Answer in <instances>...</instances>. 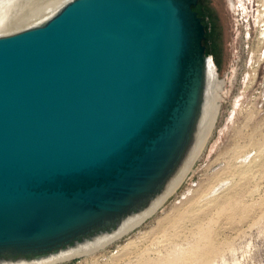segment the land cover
Wrapping results in <instances>:
<instances>
[{"label":"water","instance_id":"1","mask_svg":"<svg viewBox=\"0 0 264 264\" xmlns=\"http://www.w3.org/2000/svg\"><path fill=\"white\" fill-rule=\"evenodd\" d=\"M198 0H68L0 35V261L149 206L199 140L212 58Z\"/></svg>","mask_w":264,"mask_h":264},{"label":"rangeland","instance_id":"2","mask_svg":"<svg viewBox=\"0 0 264 264\" xmlns=\"http://www.w3.org/2000/svg\"><path fill=\"white\" fill-rule=\"evenodd\" d=\"M206 2L203 44L224 82L184 181L134 231L55 264H264V0Z\"/></svg>","mask_w":264,"mask_h":264},{"label":"bare ground","instance_id":"3","mask_svg":"<svg viewBox=\"0 0 264 264\" xmlns=\"http://www.w3.org/2000/svg\"><path fill=\"white\" fill-rule=\"evenodd\" d=\"M66 1L68 0H0V35L29 27L31 26L30 24L32 22H39L38 20H42L46 16L53 14ZM208 64L207 104H205L199 138L202 137V134L204 133L203 131L208 127L210 121L214 118V115L217 112L219 96L217 95L218 92L216 93V91L224 82V80H221L219 77L220 75L216 65L217 63H215L211 58ZM193 153L194 150L187 162L183 165L179 174H177L171 183L168 184L166 190L156 196L148 207L135 213L132 212V214L122 219L115 229L95 235L94 238L91 237L89 239L83 240L74 246L60 250L59 252L55 254L53 253L42 259L3 260L0 261V264H55L67 259L93 254L120 240V238H123L125 235L134 231L144 222H146V220L159 211V208L169 198H171V196L179 188L182 181H184L185 175L190 168L193 159ZM132 244L130 245L129 243V245L124 247L122 250L127 251L129 249L128 247L132 246Z\"/></svg>","mask_w":264,"mask_h":264},{"label":"flooded vegetation","instance_id":"4","mask_svg":"<svg viewBox=\"0 0 264 264\" xmlns=\"http://www.w3.org/2000/svg\"><path fill=\"white\" fill-rule=\"evenodd\" d=\"M230 3L232 7H234V2L233 0H230ZM264 4H262V10L261 13L259 14V17L264 15ZM193 9L198 12V16L202 18L203 24H205L206 31H207V22H206V17H207V11H211V5L206 2V0H198V3L193 6ZM259 36L261 39H264V18L263 21L260 22V27H259ZM217 65V64H216ZM218 67V66H217Z\"/></svg>","mask_w":264,"mask_h":264}]
</instances>
